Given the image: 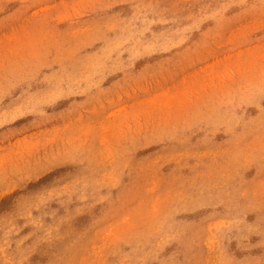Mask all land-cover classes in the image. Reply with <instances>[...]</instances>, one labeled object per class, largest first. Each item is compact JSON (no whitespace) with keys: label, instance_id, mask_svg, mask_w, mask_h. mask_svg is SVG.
<instances>
[{"label":"rangeland","instance_id":"rangeland-1","mask_svg":"<svg viewBox=\"0 0 264 264\" xmlns=\"http://www.w3.org/2000/svg\"><path fill=\"white\" fill-rule=\"evenodd\" d=\"M0 264H264V0H0Z\"/></svg>","mask_w":264,"mask_h":264}]
</instances>
